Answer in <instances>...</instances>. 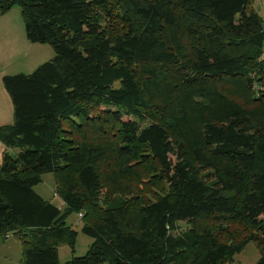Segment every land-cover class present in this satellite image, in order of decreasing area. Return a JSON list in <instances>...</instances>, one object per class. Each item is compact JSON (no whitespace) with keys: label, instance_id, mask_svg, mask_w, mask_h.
Masks as SVG:
<instances>
[{"label":"trees","instance_id":"trees-1","mask_svg":"<svg viewBox=\"0 0 264 264\" xmlns=\"http://www.w3.org/2000/svg\"><path fill=\"white\" fill-rule=\"evenodd\" d=\"M52 60L3 77L0 238L22 264H264V21L253 0H0ZM55 176L59 208L35 192ZM185 225V228L182 225Z\"/></svg>","mask_w":264,"mask_h":264},{"label":"rangeland","instance_id":"rangeland-1","mask_svg":"<svg viewBox=\"0 0 264 264\" xmlns=\"http://www.w3.org/2000/svg\"><path fill=\"white\" fill-rule=\"evenodd\" d=\"M253 6L264 21V0H253ZM54 56L55 52L51 45L32 43L28 40L20 7H13L6 14L0 15V96L3 95L11 101L4 88L3 77L31 74ZM55 190L53 174L43 175L42 182L35 187V192L43 199L63 208V201ZM66 223L77 232V239L74 251L66 242L59 246V264H66L74 257L85 256L93 243V239L82 232L83 222L78 214L70 215ZM181 225L185 228V225ZM259 258L260 252L257 246L250 243L235 256L233 262L253 264ZM22 259L23 248L18 239L13 236H9L8 239L0 238V264H22Z\"/></svg>","mask_w":264,"mask_h":264},{"label":"crops","instance_id":"crops-1","mask_svg":"<svg viewBox=\"0 0 264 264\" xmlns=\"http://www.w3.org/2000/svg\"><path fill=\"white\" fill-rule=\"evenodd\" d=\"M14 123L13 105L9 99L3 95L0 96V126L11 125ZM7 151L5 145L0 141V166L2 164L3 155ZM230 264H235L230 263ZM255 264V262L253 263Z\"/></svg>","mask_w":264,"mask_h":264},{"label":"built area","instance_id":"built-area-1","mask_svg":"<svg viewBox=\"0 0 264 264\" xmlns=\"http://www.w3.org/2000/svg\"><path fill=\"white\" fill-rule=\"evenodd\" d=\"M263 59H264V50H263ZM80 216V218L82 217V215H79Z\"/></svg>","mask_w":264,"mask_h":264}]
</instances>
